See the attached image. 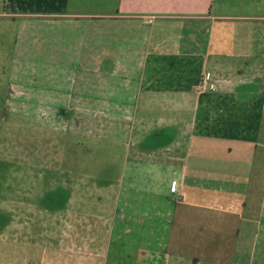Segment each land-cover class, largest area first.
<instances>
[{"label":"crops","instance_id":"crops-1","mask_svg":"<svg viewBox=\"0 0 264 264\" xmlns=\"http://www.w3.org/2000/svg\"><path fill=\"white\" fill-rule=\"evenodd\" d=\"M8 47L72 140L0 264H264V0H0Z\"/></svg>","mask_w":264,"mask_h":264},{"label":"rangeland","instance_id":"rangeland-1","mask_svg":"<svg viewBox=\"0 0 264 264\" xmlns=\"http://www.w3.org/2000/svg\"><path fill=\"white\" fill-rule=\"evenodd\" d=\"M17 52L16 48H0V209L3 210L0 212V225L7 220L5 210L11 199L8 187L13 184L20 188L23 186L17 176L20 178L30 172L32 179H36L32 181L31 189H45L46 183L40 177L47 175V169L40 161L52 155L54 140L64 146L72 140L69 132L53 130L42 124L40 119L43 118L37 115L38 101L35 97L42 86L38 83L39 69L28 67V62H23ZM67 122L69 124V119ZM61 151L62 148L57 155ZM99 151L96 150L95 156L103 157ZM0 248L4 252L7 250L5 243L0 244ZM2 255L0 252V257Z\"/></svg>","mask_w":264,"mask_h":264},{"label":"built area","instance_id":"built-area-1","mask_svg":"<svg viewBox=\"0 0 264 264\" xmlns=\"http://www.w3.org/2000/svg\"><path fill=\"white\" fill-rule=\"evenodd\" d=\"M179 191V187L176 185L175 187H174V192H178Z\"/></svg>","mask_w":264,"mask_h":264}]
</instances>
